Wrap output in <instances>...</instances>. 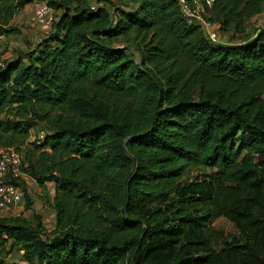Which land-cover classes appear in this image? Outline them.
<instances>
[{
    "label": "trees",
    "instance_id": "trees-1",
    "mask_svg": "<svg viewBox=\"0 0 264 264\" xmlns=\"http://www.w3.org/2000/svg\"><path fill=\"white\" fill-rule=\"evenodd\" d=\"M188 1L217 41L176 0H0V41L54 16L0 65V148L53 186V229L8 174L0 264H264V0Z\"/></svg>",
    "mask_w": 264,
    "mask_h": 264
},
{
    "label": "rangeland",
    "instance_id": "rangeland-1",
    "mask_svg": "<svg viewBox=\"0 0 264 264\" xmlns=\"http://www.w3.org/2000/svg\"><path fill=\"white\" fill-rule=\"evenodd\" d=\"M35 7L30 5L26 7L22 12L16 15L12 21V24L18 27L21 32L19 34L11 35L7 38H3L0 41V65L4 62H9L15 60L19 53H28L30 50H33L37 47L42 39L46 36L49 31L47 28L35 21H32L34 15ZM250 25L251 28H260L264 25V8L262 13L255 17ZM220 41H226V37L221 36ZM43 135V127L37 126L32 132L30 141L41 138ZM28 196L33 201L32 210L37 212L42 216L45 228L47 232H50L53 229L54 217L50 208L47 198L51 200L53 197V186L48 184V194L44 195L43 192L33 184L28 182ZM21 209L16 210L17 214L23 213L24 202L20 205ZM25 217L29 218L30 211H25L23 214ZM11 216H2L0 214V219ZM22 252H19L18 249H13L11 253L7 256V263L12 264L13 262H18V257Z\"/></svg>",
    "mask_w": 264,
    "mask_h": 264
},
{
    "label": "built area",
    "instance_id": "built-area-1",
    "mask_svg": "<svg viewBox=\"0 0 264 264\" xmlns=\"http://www.w3.org/2000/svg\"><path fill=\"white\" fill-rule=\"evenodd\" d=\"M181 12L184 16L195 18L200 21L202 26L207 31L209 38L212 41H217V35L213 29L206 24L198 16V12L201 8L197 5L195 9H192L188 0H176ZM214 0H205L206 5L210 6ZM54 20L53 11L45 2L37 4L32 21L40 23L43 28L49 30ZM23 156L13 148H0V214L2 216H15L16 210L23 203V191L19 186H15L10 183H6L5 179L8 174L12 176L27 179V177L21 174L20 168Z\"/></svg>",
    "mask_w": 264,
    "mask_h": 264
},
{
    "label": "crops",
    "instance_id": "crops-1",
    "mask_svg": "<svg viewBox=\"0 0 264 264\" xmlns=\"http://www.w3.org/2000/svg\"><path fill=\"white\" fill-rule=\"evenodd\" d=\"M30 5H33L35 8H36V6H37L36 3H32V4H30ZM30 5H28V6H30ZM28 6H27V7H28ZM25 181H26V187H27L26 189H27V190H28V184H29L28 182H32L33 184H35V182H34L32 179H30V178H27ZM20 209H21V206H19L18 210H20Z\"/></svg>",
    "mask_w": 264,
    "mask_h": 264
},
{
    "label": "water",
    "instance_id": "water-1",
    "mask_svg": "<svg viewBox=\"0 0 264 264\" xmlns=\"http://www.w3.org/2000/svg\"><path fill=\"white\" fill-rule=\"evenodd\" d=\"M96 1L93 2V5H95Z\"/></svg>",
    "mask_w": 264,
    "mask_h": 264
}]
</instances>
